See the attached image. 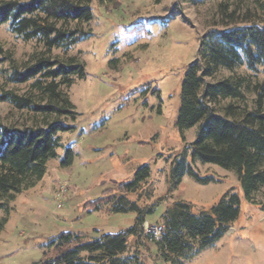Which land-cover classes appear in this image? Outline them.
Here are the masks:
<instances>
[{"label":"rangeland","instance_id":"obj_1","mask_svg":"<svg viewBox=\"0 0 264 264\" xmlns=\"http://www.w3.org/2000/svg\"><path fill=\"white\" fill-rule=\"evenodd\" d=\"M255 0H115L101 4L94 0L93 20L85 29L86 40L60 58L77 57L85 65V77L65 90L76 107L78 118L69 122L72 130L62 132L58 157L47 165L37 185L17 195L0 233V264H34L43 258L49 238L64 232L82 234L86 240L103 234H117L135 225L136 215L89 212L90 203L100 199L115 183L130 181L136 171L149 166L151 179L144 190L153 197L132 195L146 211L139 239L131 237L127 255L138 252L144 264H167L155 242L146 234L147 225H163L167 209L178 201L190 203L195 211L208 210L233 190L241 199L239 219L223 237L184 264H264V212L246 201L232 171L198 162L202 177L215 182L203 185L189 176L179 189L169 192L171 159L196 138V129L185 132V143L176 127L181 87L185 73L196 58L199 41L219 20L221 3L252 7ZM0 44L25 64L36 52L37 42H24L0 27ZM9 64L0 65L2 89L24 94L28 86L6 85ZM238 74L248 73L245 68ZM230 73L223 71L221 77ZM263 78V76H261ZM249 100L253 99L248 94ZM27 116L9 103L0 102V122L11 125ZM66 148L74 152L73 164L62 167ZM261 200V195L257 196Z\"/></svg>","mask_w":264,"mask_h":264},{"label":"trees","instance_id":"obj_2","mask_svg":"<svg viewBox=\"0 0 264 264\" xmlns=\"http://www.w3.org/2000/svg\"><path fill=\"white\" fill-rule=\"evenodd\" d=\"M93 1L0 0V27L7 25L16 38L42 46L21 65L0 44V65L9 64L6 85L28 86L24 94L15 89H2L0 94V102L27 116L11 125L0 122V211L8 212L18 194L44 178L48 163L64 147L60 134L72 130L68 123L78 118L65 90L85 77V65L77 57L64 59L54 52L67 54L90 37L85 26L94 17ZM218 16L200 39L197 58L182 81L176 127L184 143L186 131L196 129V138L171 159L169 192L177 191L186 176L203 185L215 182L202 177L196 164L215 165L234 172L246 201L260 205L264 212V0L245 9L221 3ZM242 68L248 73L238 74ZM223 71L230 75L221 77ZM73 161V150L66 148L61 166L69 167ZM150 179V167L143 166L130 181L115 183L114 189L90 203L89 212L135 214L132 228L91 240L82 234L60 233L48 239L43 258L34 264H144L138 252L127 255L129 240L139 239L146 217L155 213L157 205L146 211L130 196L142 197L144 192L152 198V191L144 190ZM240 213L241 199L233 190L208 210L195 211L190 203L178 201L162 217L161 240L149 237L167 264H184L220 240ZM6 223L7 219L0 222V233Z\"/></svg>","mask_w":264,"mask_h":264},{"label":"built area","instance_id":"obj_3","mask_svg":"<svg viewBox=\"0 0 264 264\" xmlns=\"http://www.w3.org/2000/svg\"><path fill=\"white\" fill-rule=\"evenodd\" d=\"M146 234L150 236L152 239L159 241L162 238V234L164 233V226L163 225H154L149 226L147 225L145 228Z\"/></svg>","mask_w":264,"mask_h":264}]
</instances>
